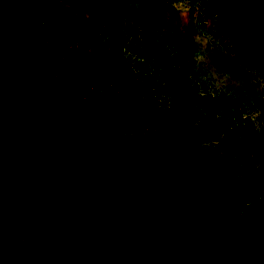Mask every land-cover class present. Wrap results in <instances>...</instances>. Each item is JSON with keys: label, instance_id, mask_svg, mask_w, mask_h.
Returning a JSON list of instances; mask_svg holds the SVG:
<instances>
[{"label": "rangeland", "instance_id": "obj_1", "mask_svg": "<svg viewBox=\"0 0 264 264\" xmlns=\"http://www.w3.org/2000/svg\"><path fill=\"white\" fill-rule=\"evenodd\" d=\"M75 41L111 54L95 62L106 78L129 66L164 92L167 77L153 66L167 70L173 60L198 91L246 96L264 114V0H0V189L27 193L37 220L31 237L0 239V264H104L138 253L117 246L101 207L176 163L172 142L127 151L130 130L83 123L84 106L61 95L70 70L63 65L54 76L48 57ZM14 98L27 100L26 112L54 120L49 140L22 143L3 126L5 103ZM168 247L194 264H264V238L247 233L185 232Z\"/></svg>", "mask_w": 264, "mask_h": 264}, {"label": "trees", "instance_id": "obj_2", "mask_svg": "<svg viewBox=\"0 0 264 264\" xmlns=\"http://www.w3.org/2000/svg\"><path fill=\"white\" fill-rule=\"evenodd\" d=\"M42 56L38 55L40 62ZM48 57L54 76L63 65L70 70L61 95L84 106L83 123H99L116 133L130 130L127 151L142 150L143 145L137 146L142 143L155 149L172 142L169 152L175 154L176 163L159 172L161 178L149 172L155 177L149 186L120 190L104 201L106 231L117 246L138 251L104 264H194V258L168 247L171 239L185 232L264 238V114L252 99L198 91L173 60L167 70L160 62L153 66L167 77L159 85L164 92L155 93L156 85L147 86L140 75L130 73L129 66L117 78L97 71L95 62L112 57L102 48L75 41ZM27 103L24 98L8 100L3 126L19 142L39 145L51 138L54 120L26 112ZM201 138L206 145L201 146ZM167 145L161 147L168 149ZM20 192V188L0 189L1 240L29 238L36 231L33 203ZM156 220L161 224L158 229ZM42 262L54 264L53 258Z\"/></svg>", "mask_w": 264, "mask_h": 264}]
</instances>
